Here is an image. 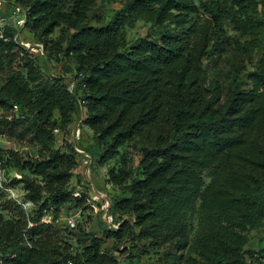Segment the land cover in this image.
Masks as SVG:
<instances>
[{
  "label": "trees",
  "instance_id": "trees-1",
  "mask_svg": "<svg viewBox=\"0 0 264 264\" xmlns=\"http://www.w3.org/2000/svg\"><path fill=\"white\" fill-rule=\"evenodd\" d=\"M10 1L25 10L23 28L45 49L36 54L0 38V73L9 74L0 86V108L9 115L0 126L32 129L39 148L37 157L12 150L10 160L1 147L8 174H22L11 184L27 180L34 187L36 179L28 175L44 182L24 197L35 205L45 193L30 216L37 224L31 231L52 228L39 224L50 199L56 214L72 199L68 184L79 167L77 145L65 152L55 148L54 131L84 109L83 123L99 146L90 158L101 165L134 139L145 147L133 177L125 156L108 170V183L127 193L118 208L134 217L111 228L118 244L131 227V240L149 247L176 243L180 251L189 249L182 264H264V238L257 250L247 236L264 220V0H111L122 7L103 25L89 23L95 0ZM141 20L155 33L129 40L128 28ZM23 28L10 26L8 34ZM230 30L249 39L231 38ZM231 43L248 64L231 68L225 85L221 67L211 69L205 61L224 56L238 65L226 53ZM36 57L48 63L72 59L74 88L61 77L46 78ZM85 199L75 198L76 204ZM196 220L199 230L191 239L186 231ZM4 223L0 214L1 264H31L36 255L37 264H123L121 245L103 250L95 232L82 230L90 242L74 253L70 244L61 249L46 239L39 249L24 247L23 236L4 244Z\"/></svg>",
  "mask_w": 264,
  "mask_h": 264
},
{
  "label": "rangeland",
  "instance_id": "rangeland-1",
  "mask_svg": "<svg viewBox=\"0 0 264 264\" xmlns=\"http://www.w3.org/2000/svg\"><path fill=\"white\" fill-rule=\"evenodd\" d=\"M9 1L10 0H5L3 2L2 12L4 14L9 13L13 7ZM196 2L199 4L200 0H196ZM121 7L122 3L119 2L95 0L89 11V23L92 25L106 24ZM260 14H264V6ZM72 32L73 31H71V33ZM149 32L155 33L149 23L146 24L145 21L141 20L132 28H128L127 36L129 40L133 41L139 37L146 36ZM229 34L231 38H238L242 41L249 39L248 36L232 30L229 31ZM58 35L59 31H56V33L51 34L49 39L55 38ZM68 37L69 34L67 33V38ZM20 40L33 42V34L28 28L22 29ZM226 49L227 56L232 61L238 62V65H233L231 61L224 56H222L221 62L209 58L205 61V64H209L211 69L215 66L221 67L223 82L225 85H228L233 78L232 74L229 75L231 68L239 70L243 64H248V59L245 56L237 54L232 43L227 45ZM35 53L40 54L38 52ZM36 61L41 65L46 78L58 76L64 79L65 83L70 84L73 79L72 77H75V75H72L74 69L72 70L73 67L70 66V62L73 61L72 59L48 63L45 62L42 57H36ZM249 67L252 68V66ZM8 77L9 74L7 72L0 73V86L7 81ZM240 78L243 79L245 77L241 74ZM69 88H74L73 82L69 85ZM85 113L86 111L83 109V113L80 116L78 114L70 123H63L60 128L54 131L56 136V141L54 143L55 148H61L64 151L71 143L74 144V146L77 145L74 154L76 158L79 159V167L68 184L69 192L72 197L71 201L68 204L62 205L59 214H56L57 205L54 200L52 201L50 199L48 206L44 210V216L39 224H51L52 228H48L42 233L32 232L31 228L37 224L32 223L33 221L31 220L30 222L29 219L31 218L30 216H34L39 210L40 205L44 201L43 195L45 193L42 194L40 202L35 203V205L27 210L18 203V197L14 199L11 197L9 191L0 189V214L5 218L3 233L5 234L6 241H4V244L14 242L20 236H23V242L37 249L42 247L43 240L46 239L52 245H56L61 249L66 248L68 244H70L71 250L74 253H78L90 242L89 237L80 234L82 230H85V232H95L101 238L103 250H110L115 248V246L117 247V245H121L118 246L121 252L119 253V259L123 264H182L181 256H187V254L191 252H189V249L183 251L178 250L176 243H169L165 246L154 245L149 247L144 245V242L141 243L131 240V227H127V230L121 235V238H117V240L121 239L120 244L112 237L111 228L117 229L125 220L131 223L134 221V217L133 215L123 213L118 208L117 204L127 193L119 189L116 185L114 186L108 183V170L111 167L118 168L121 166L122 158L125 156L127 168L133 177L139 170L145 147L139 143L137 139H134L121 148L120 155L110 160L105 165L100 164L98 161L99 158L97 159L94 157L91 160L89 156L98 153L99 146L95 141H92L93 132L83 123ZM6 115H9V111H7L6 108H0V118ZM55 116L60 120L58 111H56ZM0 145L4 150L6 159L14 160L15 155L11 153L12 150L21 152L23 156H39V148L33 139L32 129H27L22 126L16 128H9L6 126L4 128L0 126ZM83 155H85V157H83ZM210 174V170L204 173L207 184L211 180ZM12 177L13 174L9 179ZM27 178L36 179L33 183L34 187L44 186V182L41 178H36L34 175H28ZM26 181L20 184L17 182L13 185L16 188L15 193L17 195L19 194V197H22V199H24L29 192L34 191V187L28 186V182ZM104 195L111 200V207H108V200L107 198L105 199V197L103 198ZM82 196L86 198L85 203L82 206H78L75 198ZM72 220L75 221L74 226L71 224ZM198 230L199 224L198 220H196L194 224L187 229L186 234L193 239ZM247 236L249 237L250 247L258 250L259 241L264 238V220L259 228L249 230ZM25 243H23L24 247H26ZM192 254L196 255L195 253ZM37 261L38 256L36 255L32 259L31 264H37Z\"/></svg>",
  "mask_w": 264,
  "mask_h": 264
},
{
  "label": "built area",
  "instance_id": "built-area-1",
  "mask_svg": "<svg viewBox=\"0 0 264 264\" xmlns=\"http://www.w3.org/2000/svg\"><path fill=\"white\" fill-rule=\"evenodd\" d=\"M5 0H0V38L3 39L4 41H10L11 39L15 40L16 42H20V44L22 46H24L26 49L30 50V51H35L38 52L42 55H45V49H44V45L42 43L39 42H30V41H26V40H20V33L19 32H14L15 34L13 35H9L8 34V28H10V26H15V28H23L25 23H26V12L25 10L9 1L12 4V9L9 13H3L2 12V8H3V2ZM74 85V82H73ZM13 111L17 112L18 111V106L14 105L13 107ZM12 118V115L9 117ZM6 160L4 158V155L1 152V146H0V189L4 190V191H9L11 193V197L14 199H17L18 197V203L20 205H22L25 209H29L31 208L34 203L30 200H25L22 199V197H19V194L17 195L15 193V186H13V184H11V181L14 177L16 178H21L22 174L19 173L18 171H14L13 172V177L9 179V177L12 176V174H8V170L6 168ZM21 199V200H19ZM72 226L75 225V221L72 220L71 221ZM25 243V242H24ZM25 245H29L26 244ZM4 257L0 256V264L4 261Z\"/></svg>",
  "mask_w": 264,
  "mask_h": 264
},
{
  "label": "water",
  "instance_id": "water-1",
  "mask_svg": "<svg viewBox=\"0 0 264 264\" xmlns=\"http://www.w3.org/2000/svg\"><path fill=\"white\" fill-rule=\"evenodd\" d=\"M97 192H99V191H97ZM105 197V199L107 198V200H108V207H111L112 206V202H111V200L110 199H108V197L106 196V195H104L103 196V198ZM107 214V213H106Z\"/></svg>",
  "mask_w": 264,
  "mask_h": 264
},
{
  "label": "crops",
  "instance_id": "crops-1",
  "mask_svg": "<svg viewBox=\"0 0 264 264\" xmlns=\"http://www.w3.org/2000/svg\"><path fill=\"white\" fill-rule=\"evenodd\" d=\"M92 141H93V138H92ZM88 155V154H87ZM90 157V156H89ZM92 160V158H90ZM98 159V158H97ZM94 160V159H93Z\"/></svg>",
  "mask_w": 264,
  "mask_h": 264
}]
</instances>
